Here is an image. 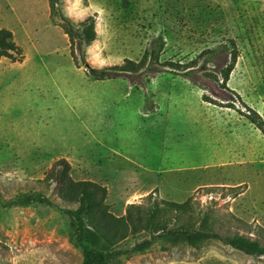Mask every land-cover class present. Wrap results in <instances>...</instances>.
<instances>
[{"label": "rangeland", "instance_id": "1", "mask_svg": "<svg viewBox=\"0 0 264 264\" xmlns=\"http://www.w3.org/2000/svg\"><path fill=\"white\" fill-rule=\"evenodd\" d=\"M63 18H92L96 39L72 44ZM2 28L24 58H0V264H82L57 207L7 205L43 192L64 206L47 174L67 152L88 155L91 166L71 165V174L106 186L115 216L156 202L169 227L208 217V229L264 244V134L243 115L264 119V0H0ZM232 53L224 87L214 76ZM127 59L142 64L132 77L89 73ZM195 59L186 70L169 65ZM90 128L99 142H89ZM188 199L183 213L165 204ZM86 231L107 253L151 237L143 231L112 246ZM107 264H264V256L221 240L164 237Z\"/></svg>", "mask_w": 264, "mask_h": 264}, {"label": "trees", "instance_id": "2", "mask_svg": "<svg viewBox=\"0 0 264 264\" xmlns=\"http://www.w3.org/2000/svg\"><path fill=\"white\" fill-rule=\"evenodd\" d=\"M63 21L72 44L78 41L80 46L90 45L96 39L95 22L92 18L87 19L80 25L74 24L68 18H63ZM1 57L10 58L14 62L22 61L24 58L22 49L14 40L13 32L6 28L0 29ZM237 57L236 53H232L230 63L221 72V79H218V76H214L218 83L221 81L220 85L226 87L230 74L237 62ZM197 62L198 60L195 59L189 64L182 65L180 63L169 62V65L175 71H179L192 68ZM141 65L140 62L127 59L124 64L110 68H90L89 73L98 80L116 78L124 76L126 73H130L129 75L132 77L134 72L141 69ZM205 97L208 99L207 96ZM227 106L232 107L231 104ZM243 115H246L264 134V119L256 111ZM71 170L72 166L70 162L66 158H60L55 161L47 174V179L54 183L55 193L64 202V206L60 204L56 205L43 192L19 194L13 200L7 202V205L28 207L41 203L57 207L70 220L73 241L78 245L83 254L82 264H107L108 261L115 257L122 255L129 256L136 252L146 251L157 240L164 237L193 238L200 241L221 240L235 250L247 255L253 257L264 256V244L258 239L239 233L223 236L211 228L209 230L208 217H203L199 226L196 227L194 224L192 226L183 224L169 227L167 222L161 221L160 212L163 209H160L159 204L156 202L153 203L154 206L149 207V210H145L137 204H130L124 216H115L110 211V206L106 202L109 193L108 188L91 180H75L71 174ZM191 202L192 199H188L184 203L168 201L165 204L167 208L183 213L193 207ZM86 227H92L112 246H116L129 236L143 231H148L151 237L135 243L130 249H116L111 253H107L98 250L92 245Z\"/></svg>", "mask_w": 264, "mask_h": 264}, {"label": "crops", "instance_id": "3", "mask_svg": "<svg viewBox=\"0 0 264 264\" xmlns=\"http://www.w3.org/2000/svg\"><path fill=\"white\" fill-rule=\"evenodd\" d=\"M89 135H90V137H89V142L90 143L92 142V139H94L95 142H97V141L99 142L98 137L96 136L95 133L92 132L91 128L89 130ZM58 140L61 141L60 143H63V144H59V145H62V146L65 145L66 138L64 136L59 137ZM83 150H85V149H83ZM57 157L66 158L70 162V164L73 165V166H82V167H89V166H91V163L89 162V160H86L85 159V157H88V155H84L83 152H81L79 156L78 155L76 156V155H74L72 153H68L67 152L66 155L59 154Z\"/></svg>", "mask_w": 264, "mask_h": 264}]
</instances>
